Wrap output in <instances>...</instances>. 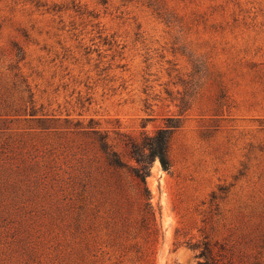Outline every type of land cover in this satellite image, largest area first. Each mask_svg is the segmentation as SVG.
Here are the masks:
<instances>
[{"label":"rangeland","instance_id":"obj_1","mask_svg":"<svg viewBox=\"0 0 264 264\" xmlns=\"http://www.w3.org/2000/svg\"><path fill=\"white\" fill-rule=\"evenodd\" d=\"M179 120L149 201L127 168ZM92 127V128H91ZM264 264V0H0V264Z\"/></svg>","mask_w":264,"mask_h":264},{"label":"trees","instance_id":"obj_2","mask_svg":"<svg viewBox=\"0 0 264 264\" xmlns=\"http://www.w3.org/2000/svg\"><path fill=\"white\" fill-rule=\"evenodd\" d=\"M178 127V119L168 118L167 126L157 130L151 136H144L141 142L129 139L126 147L129 149L131 158L137 163L136 166L131 167H128L120 154L113 149L106 140L107 137L100 139V149L105 154L108 164L117 169L127 168L130 171L138 184L142 186L144 196L149 201V207L152 206H150L151 193L148 189L147 178L150 176L151 168L156 160L160 162L164 171L171 172L173 165L170 158V144L174 131ZM191 248L199 250L197 255L199 264H213L210 262L212 251L208 242L192 245Z\"/></svg>","mask_w":264,"mask_h":264}]
</instances>
